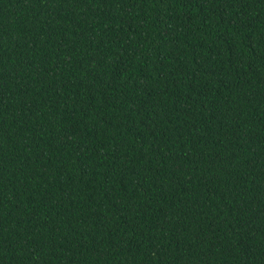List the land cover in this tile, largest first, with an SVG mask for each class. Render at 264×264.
<instances>
[{"label":"trees","instance_id":"16d2710c","mask_svg":"<svg viewBox=\"0 0 264 264\" xmlns=\"http://www.w3.org/2000/svg\"><path fill=\"white\" fill-rule=\"evenodd\" d=\"M0 264H264V0H0Z\"/></svg>","mask_w":264,"mask_h":264}]
</instances>
